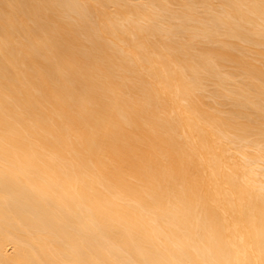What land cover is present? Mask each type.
<instances>
[{"label": "bare ground", "instance_id": "obj_1", "mask_svg": "<svg viewBox=\"0 0 264 264\" xmlns=\"http://www.w3.org/2000/svg\"><path fill=\"white\" fill-rule=\"evenodd\" d=\"M0 264H264V0H0Z\"/></svg>", "mask_w": 264, "mask_h": 264}]
</instances>
